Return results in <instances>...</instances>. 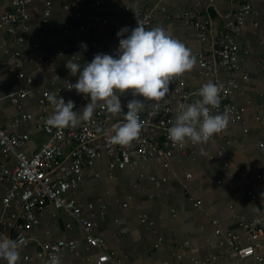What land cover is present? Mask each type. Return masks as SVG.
I'll use <instances>...</instances> for the list:
<instances>
[{
	"label": "crops",
	"instance_id": "obj_1",
	"mask_svg": "<svg viewBox=\"0 0 264 264\" xmlns=\"http://www.w3.org/2000/svg\"><path fill=\"white\" fill-rule=\"evenodd\" d=\"M102 1L100 8L81 3L65 10L64 0H53L49 28L42 32L40 24L44 0H33L28 6L29 30L24 34L25 41L18 42L10 33H1L0 123L4 127L19 115V110L11 103L12 96L16 95L19 88L48 90L54 94L56 88L64 85V80L78 79V74L73 76L66 68L74 43L82 42L94 53L118 48L116 25H133L127 8L137 0ZM153 1L156 3L159 0ZM252 5L256 13L248 17L238 40L241 65L238 81L241 89L235 95V103L245 107L243 121L234 125L229 122L228 127L213 141L200 144L195 156L177 152L171 160L170 170L157 161L142 162L134 156L132 166L124 171L117 170L115 179L105 175L96 178L94 175L104 172L106 167V160H101L94 168L86 169L85 181L69 192V196L84 208L93 204L99 211L98 200H102L106 207L105 216L94 219L95 234L106 242L105 251L112 258L120 259L123 264H195L193 259L204 260L217 250L214 234L217 228L240 235L244 245L249 243L240 228L239 220L252 221L262 212L263 205L247 195L242 170L253 175L252 185L255 190L264 189V149L259 146L264 135L260 133L255 120L256 115L264 114V0H252ZM9 8V0H0V13ZM78 11L89 19L108 16L110 24L95 23L80 30L76 17ZM190 12L210 18L212 29L222 31L225 22L232 16L233 8L231 1L199 5V0H169L166 4L158 5L151 28H165L189 47L197 60V53L202 48L197 31L181 20ZM254 24H258V28H254ZM37 36L57 75L62 78L61 81L54 79L47 66L28 61L33 54L32 41ZM15 53H19L18 59L12 57ZM88 61L81 59L78 62ZM179 77L193 95L202 80L198 61L191 71ZM169 87L170 93L156 104L173 107L176 117L181 105V97L176 91L181 88V83L175 78ZM60 96L66 102L69 99L74 101L77 111L88 103L78 107L79 97L68 90ZM132 98L129 91L121 96V103ZM37 100L38 93L24 100L23 110L35 111ZM248 100L252 102L250 105L246 103ZM48 102L50 116L54 109L49 99ZM17 132L28 133L30 137L26 145L27 156L35 153L47 139L35 121L26 123ZM226 138L231 141L230 144L226 143ZM219 150L223 151V155H218ZM1 160L6 166L15 163L11 154ZM188 173L192 174L191 179L186 177ZM256 174L262 175V178H255ZM5 189V183L0 181V215L3 214L2 198ZM190 196L202 201L200 208L193 205ZM126 203L127 207L124 206ZM141 213L149 216L155 223L156 231L163 237L159 249L154 247L157 237L147 225L140 222ZM68 223L72 224V229L67 228ZM32 236L36 238L27 248L20 250L21 255H34L42 241L60 238L79 241V255L67 253L63 259L66 264H98L102 255L99 248L91 247L85 241L84 233L74 219L52 204L40 215V223L33 230ZM186 242L189 243L187 247ZM260 253L263 256L262 262L248 259L244 264H264V236ZM177 255H182V258L177 259ZM235 260V256L227 255L215 264H234Z\"/></svg>",
	"mask_w": 264,
	"mask_h": 264
},
{
	"label": "built area",
	"instance_id": "obj_2",
	"mask_svg": "<svg viewBox=\"0 0 264 264\" xmlns=\"http://www.w3.org/2000/svg\"><path fill=\"white\" fill-rule=\"evenodd\" d=\"M33 0H9L10 8L0 13V43L3 31L10 33L18 42H24V34L29 30L28 6ZM169 0H137L127 9L130 10L133 25L129 29L142 23L146 28H151L155 12L159 4H166ZM219 1H231L233 13L225 22L222 31L212 29V20L208 17H200L190 12L182 18V22L197 31L201 50L197 53L198 68L201 75V83L194 94L185 88V84L180 77L176 79L181 83V88L176 92L180 95V103H193L197 99L199 88L209 81L222 85L220 92V104L210 107L213 114L227 111L232 125L243 121L245 107L235 103V95L241 89L238 75L241 71L239 37L247 23V19L256 11L252 5V0H199V5L215 4ZM81 3H87L94 8H100L102 0H64L63 9L69 10ZM53 11V0H44V10L41 19V31L45 32L49 28V19ZM76 17L79 20V29L85 30L95 23L110 24L108 16H97L92 19L87 18L78 11ZM254 24V28H258ZM122 28L116 25L117 31ZM82 42H76L71 47V59L75 62L81 59L91 60L97 53L115 54L117 48L103 49L96 53L91 52L87 47H81ZM32 57L28 60L31 63H39L47 66L53 73L56 81L62 78L57 75L50 58L43 49L39 37L32 41ZM97 45L94 44V48ZM81 56L73 57L75 54ZM8 54V53H7ZM13 58L18 59L19 53H15ZM41 75L43 73L41 72ZM21 78L24 75L21 74ZM247 77V75H245ZM30 81V80H28ZM74 80H64V85L56 88L54 94L60 96L63 91L68 90L79 97L78 107L88 101L82 94H78L75 89H71ZM36 92V93H35ZM38 93L37 107L33 112L23 110V101L34 97ZM52 93L48 90H34L29 88H19L16 95L12 96L11 103L19 110V115L7 127L0 123V181L5 183V195L2 198L3 214L0 215V237H7L20 244V250L31 245L33 230L40 223V215L45 208L52 204L57 210H61L78 224L84 233L85 241L91 247H97L102 251L98 259V264L112 262L113 264H123L120 259L112 258L104 249L106 242L95 234L97 216H105V205L102 200L100 210L97 211L93 204L86 208L76 203L69 192L77 189L86 179L85 170L94 168L96 163L106 160L104 172H98L94 176L101 178L103 175L109 179L116 178V171H124L132 166L133 157L136 156L142 162L157 161L170 170V163L177 152L195 156L200 144L191 141L183 145L172 143L168 139V129L175 123L173 107L156 106L148 103L145 110L140 113L143 121V128L138 138L128 145L113 144L110 136L105 132L114 123L124 122L127 111V103H122V110L119 114H111L106 107L98 106L93 117L87 121L81 120L76 127L57 128L46 123L49 116L48 97ZM247 105L252 102L248 100ZM77 110V109H75ZM260 133L264 135V114L255 117ZM35 121L37 127L43 131L47 139L44 144L31 156H27L26 145L29 142L28 133H19L17 130L28 122ZM210 137L207 142L213 141L217 136ZM227 144L231 141L226 138ZM264 149V140L259 144ZM218 155H223L219 150ZM11 154L15 158L13 166H6L2 158ZM245 177V188L247 195L259 201L263 205V210L257 214L252 221L239 220L241 230L248 238L247 245L242 244L241 236L234 232L221 228L215 230L217 250L204 260L193 259L195 264H215L223 256H235L234 264H244L248 259H254L258 263L263 261L260 253L262 239L264 236V189L257 191L252 185L253 175L242 170ZM187 178L191 179L192 174L188 173ZM255 178L261 179L262 175L256 174ZM220 183V182H219ZM159 186V184H157ZM190 201L195 207H201L202 201L194 196H190ZM128 206V203L124 205ZM141 223L147 225L152 233L157 237L155 249H159L163 237L156 231L155 223L150 220L145 213L139 214ZM68 229H72V224L68 223ZM79 241L76 239L60 238L55 240H44L40 243V249L34 255H20L21 264H66L63 259L67 253L78 256ZM189 243H185L187 247ZM182 255H177L181 259ZM19 260V262H20ZM18 262V264H20Z\"/></svg>",
	"mask_w": 264,
	"mask_h": 264
},
{
	"label": "clouds",
	"instance_id": "obj_3",
	"mask_svg": "<svg viewBox=\"0 0 264 264\" xmlns=\"http://www.w3.org/2000/svg\"><path fill=\"white\" fill-rule=\"evenodd\" d=\"M117 36L119 44L114 55L97 53L84 63L66 61L70 73L78 74L75 83L69 82L71 89L82 94L88 103L77 111L71 99L66 102L62 96L49 95L54 110L46 120L48 125L74 128L81 120L91 119L98 104L111 114H119L123 108L121 96L130 91L133 98L127 103L124 122L114 123L105 132L113 144L128 145L141 133L140 113L148 102L156 107V102L170 93V83L197 63L192 50L162 26L146 28L138 22L131 29L122 27ZM81 47L87 49L84 43ZM76 56L81 54L73 57ZM221 91L222 85L204 83L197 93L200 99L179 106L175 123L168 129V139L177 145L188 141L202 144L225 130L230 122L228 112L213 114L209 107L220 104ZM20 255L17 241L0 237V264H18Z\"/></svg>",
	"mask_w": 264,
	"mask_h": 264
}]
</instances>
